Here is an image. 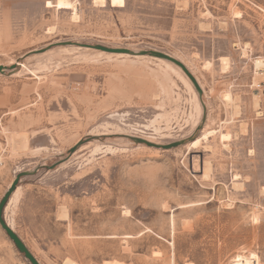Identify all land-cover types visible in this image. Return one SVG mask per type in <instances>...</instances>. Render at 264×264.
<instances>
[{
  "label": "rangeland",
  "instance_id": "374dc122",
  "mask_svg": "<svg viewBox=\"0 0 264 264\" xmlns=\"http://www.w3.org/2000/svg\"><path fill=\"white\" fill-rule=\"evenodd\" d=\"M68 1L0 0L5 221L40 264H264V0Z\"/></svg>",
  "mask_w": 264,
  "mask_h": 264
},
{
  "label": "water",
  "instance_id": "95a60500",
  "mask_svg": "<svg viewBox=\"0 0 264 264\" xmlns=\"http://www.w3.org/2000/svg\"><path fill=\"white\" fill-rule=\"evenodd\" d=\"M67 43H70V42H67ZM61 44H66V43L63 42ZM83 46L94 48V49L101 50V51L108 52V53H122V54H129V55H138V56L148 55V56H152V57H156V58L168 61V62L176 65L177 67H179L185 73V75L188 77V79L193 84L194 88L196 89L199 97H202V88L200 87L198 80L194 77V75L190 72V70L186 67V65L182 61H180L176 57H174V56H172L166 52L159 51V50H133V49L123 48V47H108V46L101 45V44H84ZM48 48L49 47L30 51L28 53V55L42 53V52L46 51ZM17 65H18V63H15L9 67L4 66V65H0V72H4L8 68L13 69ZM204 121H205V106L203 104V114H202L200 126L203 125ZM127 137L129 139L137 142V143L145 144V145L150 146V147L162 148V149H170L173 147H177V146L185 143V141H186V140H179V141H175V142L168 143V144H158V143H154L152 141L146 140V139L141 138V137H136V136H127ZM80 145H81V142L74 145L69 150V154H72ZM37 170H38V167H35L32 170L22 171V172L18 173L15 176L14 180L12 181L11 185L8 187V189L4 193L2 199L0 200V227L6 232L8 237L11 239V241L15 245L16 249L21 254H23V256L30 262V264H40V263L36 259V257L32 254V252L28 249V247L25 245V243L22 241V239L19 237V235L5 221L4 216H3V212H4L5 206L8 202V199L10 198V195L15 191L21 177L27 176V175H32Z\"/></svg>",
  "mask_w": 264,
  "mask_h": 264
},
{
  "label": "bare ground",
  "instance_id": "6f19581e",
  "mask_svg": "<svg viewBox=\"0 0 264 264\" xmlns=\"http://www.w3.org/2000/svg\"><path fill=\"white\" fill-rule=\"evenodd\" d=\"M99 1L101 2L102 5H104L105 0H99ZM122 2H123V0H110V4L112 6L122 5ZM55 4H56V6L58 8H69V7L72 6L73 7V11L75 12V6H73L68 0H55ZM72 77H73L74 80H77V81L81 80V75H74ZM229 137L230 136L228 134H222L221 135V139L222 140H227V139H229ZM125 140L128 141L129 139L128 138H125ZM197 142H198V139H196L193 142H191L190 145H196ZM192 164H193L192 168L194 170H197L199 168V164L196 161L195 157L193 158ZM233 264H258V257L256 255H252L251 257H241V256H239L236 259H234Z\"/></svg>",
  "mask_w": 264,
  "mask_h": 264
}]
</instances>
